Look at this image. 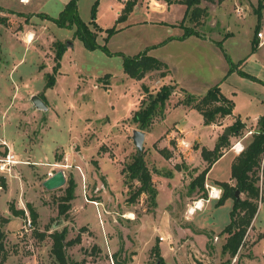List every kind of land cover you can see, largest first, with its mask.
I'll list each match as a JSON object with an SVG mask.
<instances>
[{
  "label": "rangeland",
  "instance_id": "obj_1",
  "mask_svg": "<svg viewBox=\"0 0 264 264\" xmlns=\"http://www.w3.org/2000/svg\"><path fill=\"white\" fill-rule=\"evenodd\" d=\"M68 1L27 0L25 4L22 0H0V156L11 151L18 160L10 173H0V218L9 221L3 228L8 254L5 264H61L52 254L51 235L63 231L66 232L65 241L72 242L65 250L67 264H115V254L127 264H155L152 249L159 245L163 247L161 255L167 264H256L254 233H250L249 239L245 236V247L231 257L223 252L222 240L212 237L207 229L197 227L215 223L217 229L224 228L230 220L228 205L214 212L215 220L213 213L206 209L216 206L212 201L204 202L203 210H206L203 213L189 214L195 202L208 199V192L206 197L196 193L188 195L193 177L207 164L202 160L201 163L189 160L191 149H178L179 135L170 127L180 124L184 133H190V142L199 138L204 146L212 149L217 144L218 131L205 125L199 113L186 115L182 108L172 109L165 125H161L163 120H157L145 132H152L145 141L144 154L159 191L156 206L145 195L132 202L125 184L123 169L137 153L132 137L138 129L131 121L132 116L143 100L147 101L160 88L172 84L167 81V76L161 77L160 72L150 73L141 81L129 78L124 73L121 56L134 57L158 46L159 49L152 53L154 49L150 50L149 55L154 54L159 60L169 57L170 50L159 46L167 37V27L160 23H140L174 20L178 16L177 8L161 10L158 4L161 0H139L142 6L126 21L117 22L118 13L123 10L120 0H79L82 19L90 21L95 7L99 26L119 30L108 41L105 34L99 36L98 43L107 46V54L101 50L89 51L82 41L74 38V30L59 28L45 18V15L57 18ZM231 1L224 6L208 7L209 17L200 26L188 21L185 26L200 35L219 39L229 35L226 31L229 19L237 20L241 24L237 28L230 22L236 37L224 45L237 58L250 54L249 40L254 38L258 23L255 14L258 0ZM250 2L257 4L254 6ZM255 21L256 25L252 27ZM261 23L260 32L264 34V10ZM174 28L177 30L172 29V32L176 34L180 29ZM29 34L34 35L31 43L28 42ZM261 42L264 46V39L258 38V48ZM68 43L74 47H67L56 84L52 89H45L46 75L52 74L55 67V45ZM171 57L178 73L188 74L193 69L200 75L201 82L211 81L201 61L192 65L176 53ZM214 68H218L217 62ZM204 85H198L199 91L195 94L190 93L196 97L203 95L208 90ZM235 85L237 94H229L228 88L227 94L237 103V109L241 111H237L238 114H243L242 118L246 120L247 116L262 113L264 107L257 100H264V84L256 88ZM33 96L42 97L49 110H38L32 102ZM181 98H173L172 104H177ZM3 136L6 138L2 140ZM247 144L245 142L243 146ZM166 147L172 153L171 160L159 153ZM30 154L42 157L45 164L33 161ZM110 159L116 160L117 165H112ZM228 160L220 163L211 179L228 181L231 174ZM182 162L187 169L176 171L175 166ZM117 166L119 169L116 170ZM58 171L65 173L66 184L57 190H46L43 182ZM167 171L173 172L172 179L163 176ZM259 174L262 192L264 167ZM70 184L75 186V199L68 203ZM241 197L244 199V195ZM11 203L17 210H23L25 217L13 216L9 210ZM261 204L260 225L264 227L262 198ZM69 205L70 209H67ZM28 206L37 213V224H33ZM90 228L99 233L101 242L100 230L104 234L103 228L107 238L111 234H121V252L120 249H102L96 242L97 232ZM201 235L212 237L211 245L204 244L207 240ZM161 237L165 241H161Z\"/></svg>",
  "mask_w": 264,
  "mask_h": 264
},
{
  "label": "trees",
  "instance_id": "obj_2",
  "mask_svg": "<svg viewBox=\"0 0 264 264\" xmlns=\"http://www.w3.org/2000/svg\"><path fill=\"white\" fill-rule=\"evenodd\" d=\"M124 3L123 10L119 15L117 22L126 21L139 0H122ZM167 4H171V0H165ZM226 0H176V3L186 7V12L183 20L178 25L173 27H180L184 30V35L179 39H186L191 36L202 37L197 31L185 26V22L193 23L194 26L203 24L206 18L209 17V9L203 6L204 3L212 5H221ZM264 10V0H258V7L255 14L258 17V23L255 28V35L252 41V52L258 48L256 42L258 41V33L262 28V12ZM45 18L53 22L56 26L62 29L74 30V38L82 41L84 46L89 51L101 50L107 54L109 51L106 45H100L98 38L101 34H105V40L119 32L117 27L103 29L97 22L95 17V7L93 8L92 19L85 22L81 19L79 14V0H70L65 5L57 18L45 15ZM94 28L97 32H93ZM171 38H169L170 40ZM164 44V43H163ZM217 46L221 48L229 63V71L227 75L237 72L242 77L253 81H259L255 77L243 71V62L237 64L233 63L223 48V41L216 42ZM162 45V44H161ZM67 45H55V67L52 74H47L45 89H52L56 84V77L61 69V61L67 50ZM157 48L151 47L134 57L121 56L123 59L124 73L131 79L141 81L153 72H160L161 77L165 78L170 70L168 66L159 59L149 55V51ZM109 76V75H108ZM110 77V76H109ZM174 85L163 86L159 89L155 96H151L147 101L143 100L140 108L134 112L132 116V123L137 126V129L146 132L149 131L157 120H164L168 109V103L171 96L175 92ZM184 99L179 101L177 105L190 107L198 111L204 120L205 125H216L222 122L223 119L233 114L235 104L232 100L226 98L220 89L219 85L210 88L207 93L201 97H196L184 91ZM42 98V97H41ZM43 99V98H42ZM44 100V99H43ZM45 101V100H44ZM231 136L242 137L247 133L246 124L240 119H237L232 126L229 127ZM231 146L230 136H221L213 150L207 148L201 149V158L207 164L206 168L196 177H193L188 186V195L201 194L207 196L205 188L207 175L213 165L223 156V152ZM159 153L169 160L172 153L168 148L159 150ZM264 160V116L260 117L257 122L256 131L252 133L250 142L245 149L235 158L231 166V181L217 182L218 187L223 191L220 200L216 202V207L223 206L226 201L232 199L234 201L232 210L230 212V223L221 232V235H226V240L223 245V252L229 256H235L241 247L244 245V238L248 230L252 227V223L258 213L259 204L261 201V190L259 186L260 169ZM185 162L175 166L176 171H181L186 168ZM125 175V184L127 185L132 202L137 201L143 194L148 197V200L153 206H156V199L158 190L153 183L152 171L148 167L145 154L138 155V152L133 156L132 160L123 169ZM164 177L172 179L174 174L172 171H167L163 174ZM133 182L137 183L133 184ZM73 184H70V189L67 195V202L75 199ZM6 188V186H5ZM239 191L242 197L236 198L235 193ZM70 209V205L66 207ZM32 217L33 224H37L38 215L31 206H28ZM9 210L15 217H25L22 210H17L13 203L9 204ZM9 221L5 218H0V264H5L8 258L6 249V233L3 230ZM53 240L52 254L61 263L67 264L65 259V250L72 245L71 241L66 240V232H56L51 235ZM122 249V248H121ZM120 249V252H121ZM153 255L156 257L155 264H167L161 255L159 246L152 249ZM115 264H127L118 259V254L114 255Z\"/></svg>",
  "mask_w": 264,
  "mask_h": 264
},
{
  "label": "crops",
  "instance_id": "obj_3",
  "mask_svg": "<svg viewBox=\"0 0 264 264\" xmlns=\"http://www.w3.org/2000/svg\"><path fill=\"white\" fill-rule=\"evenodd\" d=\"M120 1H121V4H122L121 9H123L124 3H123L122 0H120ZM147 1H150V0H147ZM231 2H232L231 0H227L224 3H222L221 5L224 6L226 3H231ZM24 3L26 4L27 2H24ZM67 3H65V5ZM257 3H258V1H257ZM257 3L250 2V4H252L254 6ZM158 4H159L161 10H170L171 8H177V10H178L177 11L178 12V16L174 20H171V21L170 20H164V19H162V20L160 19V21H149V20H147V21H144V22L140 23V24L152 23V22L153 23H160V24H163V25H165L167 27V32H166L167 37L165 39H163V41L160 43L159 46H160L161 49L162 48L163 49H169L171 54L169 55V57H161L160 61L164 62L168 66V68L170 70V73L167 75L166 79H167V81L170 84L174 85L177 88V90L175 89L176 91L171 96V99H170V101L168 103V109H167V112H166V117L162 121L163 124L161 123V125H165V122H166V119H167V115L169 113H171L172 109L182 108L186 115H190V114H193V113H199L198 111H196V110H194V109H192L190 107H186V106H183V105H177V104H178L179 101L184 99V97H185L184 91H186L188 93L191 92V93L195 94L196 92L199 91L197 89V86L200 85V84H205L204 87L206 89H208V90L210 88L216 86V85H219L222 94L226 98H228V99H230L232 101H233V99H232L233 97H231L230 95L227 94V92H228L227 88H228V90L230 92L229 94H232L234 96L235 94H237L236 93V90H237L236 86L237 85H235V84H240L242 86L244 85V86H247L249 88H256L257 86L261 87L262 86L261 84H264V46H263L262 42H261L262 45L255 52H252V41H253V38L251 37V39L249 40V45H250V48H251L250 49L251 50L250 54H248L246 56L243 55V56L237 57V58H234L233 55H231V53L226 48H224L225 43L229 39L236 37L235 32L232 30L233 28H231L230 22H231V24H232V26L234 28L235 27L237 28V27L241 26V24H239L237 22V20L236 21H231L227 17L228 15L225 13V17L229 19L228 25L226 27L227 28L226 31L229 33V35L220 37L219 39L218 38H212V37L209 38V37L203 36V35H202V37L191 36V37H188L186 39H179V38H181L184 35V30L179 27L180 30L175 34L174 32H172V29H176V28L173 27V25L177 26L178 23L183 20V18L185 16V12H186V7L181 5V4L176 3V1H171V4H167V2L165 0H161V1H158ZM243 4H244V8L246 9V7H247L246 3L244 2ZM141 6H142L141 3H138V5L135 7L134 10L140 8ZM203 6H207V7L210 8L211 6H214V5L208 4V3H204ZM215 11H216V9L214 10V12ZM212 12H213V10H212ZM120 13L121 12L118 13V17L120 15ZM79 14H80V17H82L81 16V12H80V7H79ZM82 20L85 21V22H89V20L87 21L86 19H82ZM255 25H256V21L252 23V27H254ZM169 38H171V39L169 40ZM219 41H223V48H224L225 52L227 53V55L230 57L231 61L233 63H235V64H237L239 62H243V65H242L243 71L245 73L255 77L259 81H253V80L247 79L245 77H242L237 72H234V73H232L230 75H227L228 71H229V63H228V61H227V59L225 57V54H224L223 50L221 48H219L217 46V44H216V42H219ZM73 47H74V44H73ZM157 49H159V48H155L154 50L151 51V53L156 51ZM262 51H263V53H262ZM174 53H176V55L178 57H180L181 60H183L184 62H187L189 64H192V65H197L196 61L197 62L201 61L203 63L202 66L204 67V69H206L207 78H208V74H210V77L208 79H211V81H209L208 83L201 82L200 75L196 74L193 71V69L188 74H185L182 71L180 73H178L176 67L172 63V57L171 56L172 55L174 56ZM150 55L152 56V54H150ZM153 57H155L154 54H153ZM215 62L218 63V68H216V69L214 68ZM215 72H217V77L214 78V73ZM203 79H204V77H203ZM206 93H203V95L206 94ZM203 95H198L197 97H201ZM177 96H180L182 98L177 102V104H172L173 103V98H175ZM253 100L254 99H251L250 102H253ZM257 103L264 107V100H257ZM46 104H47V102H46ZM234 104H235V108H234V111H233L232 115H230V116L226 117L225 119H223L222 122L219 123V124L210 125L215 130L218 131L217 140H219V138L221 136L225 135L226 129H229V127L232 126L237 119H240L244 124H246V130H247V133L244 136H242V137L230 136V143H231L230 148L224 150L223 156L213 165V167L211 168L210 172L208 173V175H207L208 184L209 183L213 184V186H216V187H218L217 182H225V181H221V180H219L217 178L216 179H211L213 171L220 165V163H222V161H224L225 159L229 158L227 165L230 168V172H231L232 163L235 160V158L240 154V153H237L235 151L234 145L237 144L238 142H241V145H243V143H245V142L249 143L250 142V137L252 136V133L256 131L254 128H257L258 119L260 117L264 116L263 115L264 114L263 113L264 112V108H263V110L261 111L262 113H259V115H256L255 117H250V116L246 115L247 118L245 120V119L242 118L243 114L242 115H241V113L238 114V112H241V111H239L237 109L238 108L237 107L238 105H236L237 103H234ZM47 106H48V104H47ZM254 106H255V104H253V107ZM48 110H49V106H48ZM199 116L201 117V120L204 122L203 117H202V115L200 113H199ZM170 128H173V132L176 133L177 135H179V137H177V142H178L177 147H178V149L182 148L183 150H187V151H189L191 149L189 153L186 151L189 154V157H188L189 160L190 159H194V160H198V162L201 163V160L203 162V159H201V149L203 147L207 148L209 150H213L215 148V146L212 149L204 146L201 143L199 138H197V140H195L194 142H190V139H189L190 133L188 131L186 133H184V131L182 129V126L180 124H178V123H175ZM151 133H147V134L145 133V141H146V139H148L149 135L151 136ZM3 138H6V137L3 136L1 139L3 140ZM182 142H186L189 146H191L193 144L192 145L193 147L192 148H183L181 146ZM186 152L183 151V153L187 154ZM30 156L33 159V161L45 164L43 162V160H45V159H43L42 157H35V155L32 156L31 154H30ZM100 159L103 160L104 158H100ZM110 160H111V164L112 165H115V164L117 165L116 160H114V161L112 159H110ZM169 160H171V159H169ZM99 166L101 167V162H99ZM117 169H119L118 166L116 167V170ZM101 171H103L102 167H101ZM230 181H231V174H230V178L228 179V182H230ZM218 188H220V187H218ZM143 195H145V194H143ZM158 195H159V191H158ZM261 198H262V200H264V189L261 192ZM216 202L217 201H212L211 203L216 205ZM233 204H234V201L232 199H229L228 201H226L225 205H223L221 207H216L215 206V207L210 209L209 206H208L206 209H207V211H210L211 214L213 213V220H215L214 212L217 209L219 210V209L225 207L226 205H228L227 207H229L232 210ZM206 209H204V210H206ZM204 210L202 209L200 211H196V213L194 215L197 216L198 213H200V212L203 213ZM231 210H230V212H231ZM262 211H263V205L261 204V201H260L258 213H257V215H256V217H255V219H254V221L252 223V227L250 228V230H249V232L247 234L248 239H249L250 233H254V236H255V240H254L255 244L253 245V249L255 251V256H256V258H255L256 262L255 263L256 264H264V227H262L260 225L261 224ZM130 214H134V213H130ZM195 217H194V219H195ZM229 223H230V220H229ZM227 225H225V227ZM215 226H216L215 223H213L212 226H209V227H204V226L197 225V227H199V228L207 229L209 231V234L212 237H214V238L216 237V238H218V240H222L223 243L221 244V247L223 248V245H224L225 240H226V235H221V232L224 230L225 227L222 228V229H217ZM103 229H104V234L100 230V233L102 235L101 238H103V242H101V239L99 237V233L96 230H94L93 228H90V230L92 232H94V231L97 232L95 234V236L98 237V238H96L97 244L100 245V247L102 249H104V250H105V248H108L110 250H115V249L119 250L120 247H121V242H122V240H120L121 239V236H120L121 234H119L118 236H112V234H111L107 238V236L105 237V233H107V231H106L105 228H103ZM150 233L151 232H149V234ZM200 237H205L206 240H207L205 243L201 242V244L204 243V244L211 245L209 242L212 240V237L205 236V235H201ZM163 241H165V240H163ZM192 241H194V240H192ZM254 241L252 243H254ZM246 242H244V244ZM162 243H164V242H162ZM245 245L243 247H245ZM159 247H160L161 250L163 249L162 245H159Z\"/></svg>",
  "mask_w": 264,
  "mask_h": 264
},
{
  "label": "built area",
  "instance_id": "obj_4",
  "mask_svg": "<svg viewBox=\"0 0 264 264\" xmlns=\"http://www.w3.org/2000/svg\"><path fill=\"white\" fill-rule=\"evenodd\" d=\"M240 10H238V13L240 14ZM258 38L260 39H264V34L259 32L258 33ZM5 146L9 148L8 144L5 143ZM182 147L184 148H188L189 145L186 143V142H182ZM238 146H240V148H238ZM234 149L237 153H241L245 147L243 145H241V142H238L236 145H234ZM18 163V160L16 159V156L10 151L8 152L5 156H0V173L2 174H8L10 173L15 165H17ZM263 164H264V160H263V163H262V170H263ZM52 176V174H51ZM261 177L262 174H261ZM206 190L208 192V199L207 200H199L198 202H195L192 206V208L190 209L189 211V214L193 215L196 213V211H200L203 209L204 207V202H211V201H218L220 200L221 196H222V189L221 188H218L216 186H210L208 184H206ZM161 241L164 240L163 237L160 238Z\"/></svg>",
  "mask_w": 264,
  "mask_h": 264
},
{
  "label": "water",
  "instance_id": "obj_5",
  "mask_svg": "<svg viewBox=\"0 0 264 264\" xmlns=\"http://www.w3.org/2000/svg\"><path fill=\"white\" fill-rule=\"evenodd\" d=\"M67 46L72 48L73 44L68 43ZM32 102L38 110H42V111L48 110V106L46 102L40 96H33ZM229 135H230V130L226 129L225 136H229ZM132 139H133V144L137 149L138 155H142L145 144V133L140 130H135L133 132ZM65 184H66L65 173L63 171H58L43 182V187L48 191H53L62 188ZM235 196L236 198H240L241 197L240 192L236 191Z\"/></svg>",
  "mask_w": 264,
  "mask_h": 264
},
{
  "label": "bare ground",
  "instance_id": "obj_6",
  "mask_svg": "<svg viewBox=\"0 0 264 264\" xmlns=\"http://www.w3.org/2000/svg\"><path fill=\"white\" fill-rule=\"evenodd\" d=\"M24 2H27V0H23ZM34 40V35L33 34H29L28 35V42L31 43ZM238 148H240V146H238Z\"/></svg>",
  "mask_w": 264,
  "mask_h": 264
}]
</instances>
